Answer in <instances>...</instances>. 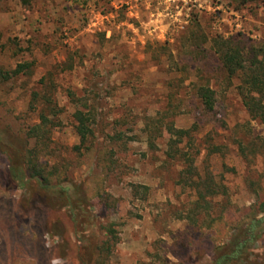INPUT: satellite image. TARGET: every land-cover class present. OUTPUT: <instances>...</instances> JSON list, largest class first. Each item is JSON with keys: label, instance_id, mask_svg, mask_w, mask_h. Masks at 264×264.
I'll return each instance as SVG.
<instances>
[{"label": "rangeland", "instance_id": "1", "mask_svg": "<svg viewBox=\"0 0 264 264\" xmlns=\"http://www.w3.org/2000/svg\"><path fill=\"white\" fill-rule=\"evenodd\" d=\"M216 35L263 45L264 0H0V68L32 64L0 81V264H214V248L264 201V122L221 69ZM199 86L214 91L211 111ZM80 99L96 107L89 150L75 149ZM47 101L54 127L36 170L61 174L67 194L21 156ZM167 123L195 127L178 147L220 193L200 215L183 160L167 156ZM249 254L243 264H264V230Z\"/></svg>", "mask_w": 264, "mask_h": 264}, {"label": "trees", "instance_id": "2", "mask_svg": "<svg viewBox=\"0 0 264 264\" xmlns=\"http://www.w3.org/2000/svg\"><path fill=\"white\" fill-rule=\"evenodd\" d=\"M210 44L226 77L228 79L238 78L240 80L238 94L250 118L264 122V44L247 49L241 47L240 41H236L233 38L224 39L219 35L214 36L210 40ZM195 47L197 48V46ZM31 72V63L19 64L13 70H4L0 68V81L2 83L8 82L20 75H27ZM195 95L206 111H211L213 109L214 91L209 87L199 86L196 89ZM77 102H80V106L84 111L77 110L73 114L76 121L74 129L79 138V146L75 147V149L79 150L83 147L85 150H89L91 148L90 146H92L93 126L96 124L97 119L96 107L88 106L86 99H80V101L77 100ZM48 104H50L48 101L45 102L39 111L40 123L31 127L26 133L27 139L35 140L34 148L31 150H24L21 156L24 158L23 161L33 170V177L37 178L41 185L50 186L52 180L56 178L55 187L59 190V193L67 194L68 189L62 186L63 183L60 179L61 174L57 175L55 172L47 171L43 166H39V170H36L38 155L40 158L47 150L50 133L54 127L53 120H49L45 113L46 110H48ZM154 128H157V124H155ZM194 128L195 127L190 129H177L174 127L173 123H167L165 125V132L170 136L167 156L174 157L179 155L180 159L183 160L185 164L183 174L187 176V179L193 185L196 194L194 213L200 215L201 210L206 212L210 209V200L214 199V197L218 196L220 193L217 191L213 183L214 181L211 178L202 179L197 174L190 156L178 147L184 140L188 142L191 141V133ZM152 132L161 131H148L147 138L149 144H151L150 146H152ZM123 138V134L119 132L114 137H110V140L122 141ZM110 152L106 149L104 150V154L109 157L107 160H101L103 170H109L111 168L112 157L110 156ZM133 189H135V187H133ZM96 195L101 199L104 197V193L101 191H98ZM259 216L261 217L258 218ZM207 217H209V215H207ZM220 224V218H212L210 219L209 227L221 229ZM262 230H264V201L253 206L252 213L248 216L246 221L240 223L236 227L234 234L229 237L227 242H222L214 248L213 263L243 264L249 258V253L259 239ZM108 244L109 243H103L102 246L98 247V258L103 256V252L109 250L110 247L107 246ZM105 246H107V248Z\"/></svg>", "mask_w": 264, "mask_h": 264}]
</instances>
